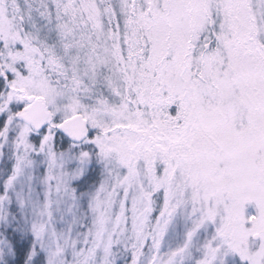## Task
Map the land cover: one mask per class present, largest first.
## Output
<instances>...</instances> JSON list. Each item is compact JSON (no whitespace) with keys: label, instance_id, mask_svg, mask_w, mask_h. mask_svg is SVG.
Here are the masks:
<instances>
[{"label":"snow or ice","instance_id":"1","mask_svg":"<svg viewBox=\"0 0 264 264\" xmlns=\"http://www.w3.org/2000/svg\"><path fill=\"white\" fill-rule=\"evenodd\" d=\"M0 264H264V0H0Z\"/></svg>","mask_w":264,"mask_h":264}]
</instances>
